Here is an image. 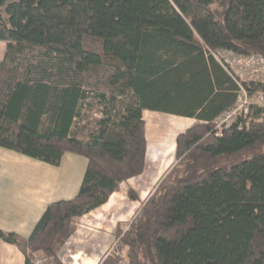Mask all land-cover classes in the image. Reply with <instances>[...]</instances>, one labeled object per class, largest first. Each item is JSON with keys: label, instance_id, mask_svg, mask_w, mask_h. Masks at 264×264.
<instances>
[{"label": "trees", "instance_id": "trees-1", "mask_svg": "<svg viewBox=\"0 0 264 264\" xmlns=\"http://www.w3.org/2000/svg\"><path fill=\"white\" fill-rule=\"evenodd\" d=\"M0 42V148L86 160L76 196L50 204L28 238L0 230L24 264H63L75 220L142 175L144 111L197 124L101 264H264V110L214 125L240 92L215 55L264 59V0H0ZM90 101L100 118L82 141L72 129Z\"/></svg>", "mask_w": 264, "mask_h": 264}, {"label": "rangeland", "instance_id": "rangeland-1", "mask_svg": "<svg viewBox=\"0 0 264 264\" xmlns=\"http://www.w3.org/2000/svg\"><path fill=\"white\" fill-rule=\"evenodd\" d=\"M6 46L7 43L0 42V63ZM219 57H224L228 61L231 60L230 56L226 58L223 53H220ZM251 73L250 71H245L240 78L241 82L264 83V74ZM262 83L259 84L261 87H253L255 88L253 91H264V84ZM99 110L100 107L98 105L93 101L89 102L87 109L82 110L80 118L73 126L72 134L74 137L82 141L87 139L89 133L94 131L96 122L100 118ZM238 118L239 116L234 117L227 125L222 124L221 119H217L214 125L221 130L224 125L229 126L236 122ZM143 119L146 122L145 132L148 144L147 163L145 171L142 173L143 176L140 175L141 177L139 176L122 183L117 192L108 199L106 205L94 213L97 217L96 223L100 222L95 228L100 229V233L94 230L88 231L89 233L86 238L83 237L82 242L73 245L65 243L58 255L63 264H93L89 262V258L95 261L102 259L106 251L108 254L111 252L118 238V230L121 232L127 230L128 225L135 219L142 206L154 193L160 181L175 165L176 135L197 124L192 119L162 113L145 112ZM152 170L153 174H151ZM149 174H151L153 179L149 177ZM114 202L116 205L110 208ZM106 209L108 210L106 211ZM94 247H99L101 252L93 255ZM77 250H81L82 253L78 254ZM27 253L29 254V251ZM34 264H50V260L44 258L41 254H35Z\"/></svg>", "mask_w": 264, "mask_h": 264}, {"label": "crops", "instance_id": "crops-1", "mask_svg": "<svg viewBox=\"0 0 264 264\" xmlns=\"http://www.w3.org/2000/svg\"><path fill=\"white\" fill-rule=\"evenodd\" d=\"M145 112L147 111L142 113V117ZM85 168L86 160L70 153L64 154L58 166H51L0 148V230L28 238L50 204L71 200L76 196ZM151 174L149 177L152 178ZM105 205L76 219V231L67 243L73 245L82 242L88 231L100 233V229L95 228L100 222L96 223L97 217L94 213ZM115 205L114 202L110 208ZM94 248L93 255L101 252L99 247ZM76 252L82 253L81 250ZM104 254L102 259L95 261L89 258V262L100 264L108 252ZM0 264H24V256L15 246L0 241Z\"/></svg>", "mask_w": 264, "mask_h": 264}, {"label": "built area", "instance_id": "built-area-1", "mask_svg": "<svg viewBox=\"0 0 264 264\" xmlns=\"http://www.w3.org/2000/svg\"><path fill=\"white\" fill-rule=\"evenodd\" d=\"M220 53H223L226 58L230 56L231 60L228 61V59L226 60L224 57H219ZM220 53L215 55V59L237 81L240 89L238 100L234 108L219 118L222 124L227 125L234 117L246 114L250 106H256L264 110V91L258 90L254 91L252 94H248L239 83L245 71H250L252 72L251 74H264V59L255 55L244 57L231 52ZM261 83L262 82H259V84Z\"/></svg>", "mask_w": 264, "mask_h": 264}]
</instances>
